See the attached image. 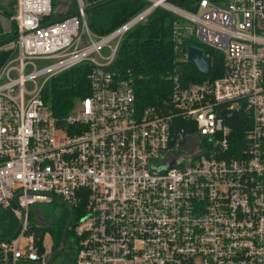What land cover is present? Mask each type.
Listing matches in <instances>:
<instances>
[{"label":"built area","instance_id":"built-area-1","mask_svg":"<svg viewBox=\"0 0 264 264\" xmlns=\"http://www.w3.org/2000/svg\"><path fill=\"white\" fill-rule=\"evenodd\" d=\"M144 1L99 36L85 0L58 20L52 0H16L14 49L0 63V207L19 226L0 239V264L46 262L49 231L32 227L31 207L54 199L79 213L74 264H264V0H199L196 11ZM157 6L178 17L174 48L194 37L222 53L224 73L183 86L174 70L168 102L139 111L130 71L110 66ZM82 62L91 93L58 123L42 89ZM241 110L243 142L229 123Z\"/></svg>","mask_w":264,"mask_h":264},{"label":"trees","instance_id":"trees-1","mask_svg":"<svg viewBox=\"0 0 264 264\" xmlns=\"http://www.w3.org/2000/svg\"><path fill=\"white\" fill-rule=\"evenodd\" d=\"M166 1L187 11H196L199 2V0ZM57 2V0H52L49 20L62 19L76 13L75 2L70 9L56 13L54 8ZM13 4L15 7L16 0H13ZM146 5L147 2L144 0H85L88 27L96 35L108 34L142 11ZM3 12L12 16L11 10L3 9ZM176 20L178 17L171 11L157 6L143 20L128 29L120 41L110 68L120 72L130 71L135 105L139 111L149 106L158 107L168 102L172 90V82L168 79V75L174 70L178 73L183 86L211 81L224 73L222 53L215 48L202 44L196 38H186L180 50L174 48L172 25ZM1 32L0 41L11 39L16 34V23L11 25L9 32ZM187 44H194L205 49L209 57L208 73L199 72L194 65L184 59ZM7 54V51L1 52L0 63ZM89 70L90 65L82 62L52 76L44 85L41 97L58 123L63 122V119L70 114L78 101L90 95L91 88L87 77ZM229 123L233 133L238 134L240 139L242 137L243 142V136L250 126L248 115L244 113V110H241L229 118ZM182 126L190 129V126L182 119L174 120V128L180 129ZM193 129L192 126L191 130ZM60 205L62 211L58 215L49 216L42 222L44 223L42 230L49 231L51 238V254L60 247L63 230L71 211L73 218L67 231L65 246L50 264L65 252L70 238H73L72 228L79 216L75 207L69 206V208L63 202ZM31 212V225L35 227L36 220L33 211ZM18 226L19 221L12 211L9 208L0 207V239L14 236ZM71 246H73L76 254L77 248L74 240ZM74 257L67 264H74ZM19 264L42 263L20 261Z\"/></svg>","mask_w":264,"mask_h":264},{"label":"rangeland","instance_id":"rangeland-1","mask_svg":"<svg viewBox=\"0 0 264 264\" xmlns=\"http://www.w3.org/2000/svg\"><path fill=\"white\" fill-rule=\"evenodd\" d=\"M57 1L58 2L54 8L56 13H60L62 11H65L68 8L70 9L74 5V2H75V0H57ZM3 9L8 10V11L11 10L12 16L5 14L3 12ZM15 12H16V7H14L13 0H0V25L7 22L8 27L10 29L11 25L13 26V24H14L13 16L15 15ZM12 38H13V40H10L8 42L3 43L2 45H0V47H5V46L10 45V47H11L10 50H13L14 49L15 36H13ZM172 153H174V151L170 150L166 153V156H168V155L170 156V154H172ZM176 158L178 161H181L185 158V156L180 154ZM60 203H62V202L59 199H54L53 202H51V203H45V202L35 203L31 207V209L34 213L35 220L37 222H39L40 218L45 220L49 216L58 215L62 211V207H61ZM73 240H74L73 238H70V241L68 242V246L66 247L65 252L61 256H58L52 262V264H67L71 260V258H73L75 256V250H74L73 246H71V243H73ZM45 244L51 245L50 236L45 238ZM51 251H52V248H51Z\"/></svg>","mask_w":264,"mask_h":264},{"label":"water","instance_id":"water-1","mask_svg":"<svg viewBox=\"0 0 264 264\" xmlns=\"http://www.w3.org/2000/svg\"><path fill=\"white\" fill-rule=\"evenodd\" d=\"M12 39H5L3 41H0V45L5 43V42H8ZM185 53H186V61L187 62L194 65L199 72L205 73V74L208 73V71H209V57L206 54L205 49L203 47L197 46L194 44H187ZM263 80H264V65H263ZM60 201H62L65 205H67L69 207V204L67 202H65L61 199H60ZM72 218H73V213L71 211L70 217H69V219L65 225V228L63 230V236H62V240L60 243V247L47 258V260L44 264H50V262L57 255V253H59L63 250V248L65 246V242H66L67 231H68V228H69L70 223L72 221ZM39 220L41 222L42 221L44 222V219H42V218H40Z\"/></svg>","mask_w":264,"mask_h":264},{"label":"crops","instance_id":"crops-1","mask_svg":"<svg viewBox=\"0 0 264 264\" xmlns=\"http://www.w3.org/2000/svg\"><path fill=\"white\" fill-rule=\"evenodd\" d=\"M0 31L1 33H6V32H9V27H8V23L5 22L4 24H1L0 25ZM2 45V44H1ZM10 48V45L9 46H5V47H0V54L1 52H4V51H7V49Z\"/></svg>","mask_w":264,"mask_h":264}]
</instances>
